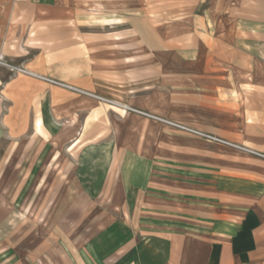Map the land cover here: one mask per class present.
<instances>
[{"label": "crops", "instance_id": "obj_1", "mask_svg": "<svg viewBox=\"0 0 264 264\" xmlns=\"http://www.w3.org/2000/svg\"><path fill=\"white\" fill-rule=\"evenodd\" d=\"M136 3L101 0L102 27H113L107 33L118 48L102 57L117 61L114 68L107 63L102 92L123 113L110 134L82 149L80 168L102 179L98 172L116 166L133 197L121 195L128 217L101 228L88 260L264 264V0L176 6L163 9L157 23L141 20ZM76 9L73 0H0V51L12 52L8 45L18 38L12 32L46 12ZM110 10L117 14L105 20ZM1 74L5 91L25 85L23 74L6 80ZM24 108L2 117L13 139L31 128ZM170 121L231 142L243 123V144L254 152Z\"/></svg>", "mask_w": 264, "mask_h": 264}, {"label": "rangeland", "instance_id": "obj_2", "mask_svg": "<svg viewBox=\"0 0 264 264\" xmlns=\"http://www.w3.org/2000/svg\"><path fill=\"white\" fill-rule=\"evenodd\" d=\"M73 1L76 11L46 12L44 19L12 32L18 37L8 45L12 52L0 51L3 80L22 74L26 79L13 91L0 85V264H90L91 253L86 251L101 228L128 217L121 195L131 199L133 194L126 190L116 166L98 172L102 179L81 172L82 149L111 133L123 106L102 92L107 70L117 62L102 57L118 48L112 40L115 35L107 33L113 27H102L106 21L101 22V0ZM199 3L227 6L230 0H138L136 4L141 20L159 22L163 9ZM103 14L106 20L117 13ZM20 104L25 105L31 128L13 139L1 120ZM236 127L239 134L228 142L245 147L244 124ZM230 147L240 151L238 146Z\"/></svg>", "mask_w": 264, "mask_h": 264}, {"label": "built area", "instance_id": "obj_3", "mask_svg": "<svg viewBox=\"0 0 264 264\" xmlns=\"http://www.w3.org/2000/svg\"><path fill=\"white\" fill-rule=\"evenodd\" d=\"M2 61H3V57L0 56V63H2ZM22 72H25V73H26L27 70H23V69H22ZM27 73H28V72H27ZM172 124L175 125V126H177V127L182 128V129H185V130L192 131V132H195V133H197V134L203 135V136H205V137H209V138L215 139V140H217V141H220V142H223V143H226V144H231V145H234V146H238V147H240V148H242V149L248 150V151H250V152H254V151H252L251 149H248V148H246V147H242V146H239V145H235V144L230 143V142H228V141H225V140H223V139H219V138H216V137H214V136H211V135H208V134H205V133L199 132V131H197V130H194V129H192V128H189V127H187V126H185V125H181V124H178V123H172Z\"/></svg>", "mask_w": 264, "mask_h": 264}, {"label": "bare ground", "instance_id": "obj_4", "mask_svg": "<svg viewBox=\"0 0 264 264\" xmlns=\"http://www.w3.org/2000/svg\"><path fill=\"white\" fill-rule=\"evenodd\" d=\"M29 74H32V72L31 71H27ZM46 80H49V79H47V78H45ZM116 104H118V105H120V106H123V105H121L120 103H118V102H115Z\"/></svg>", "mask_w": 264, "mask_h": 264}]
</instances>
